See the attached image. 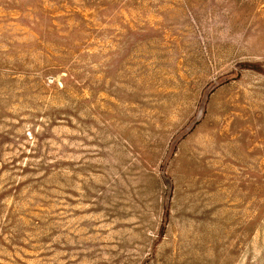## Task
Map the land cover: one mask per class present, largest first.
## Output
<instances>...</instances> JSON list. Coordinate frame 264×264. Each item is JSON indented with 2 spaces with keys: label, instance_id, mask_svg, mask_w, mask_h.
<instances>
[{
  "label": "rangeland",
  "instance_id": "obj_1",
  "mask_svg": "<svg viewBox=\"0 0 264 264\" xmlns=\"http://www.w3.org/2000/svg\"><path fill=\"white\" fill-rule=\"evenodd\" d=\"M0 264H264V0H0Z\"/></svg>",
  "mask_w": 264,
  "mask_h": 264
}]
</instances>
